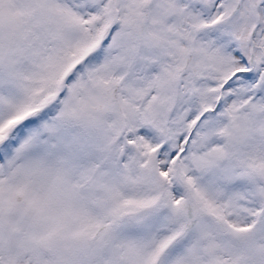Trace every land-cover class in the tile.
<instances>
[{"label":"snow or ice","instance_id":"6c2138e0","mask_svg":"<svg viewBox=\"0 0 264 264\" xmlns=\"http://www.w3.org/2000/svg\"><path fill=\"white\" fill-rule=\"evenodd\" d=\"M0 264H264V0H0Z\"/></svg>","mask_w":264,"mask_h":264}]
</instances>
